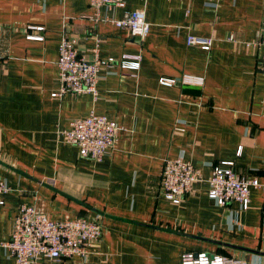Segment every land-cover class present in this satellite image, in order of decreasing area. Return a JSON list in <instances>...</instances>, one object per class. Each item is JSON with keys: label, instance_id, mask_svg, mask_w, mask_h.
<instances>
[{"label": "crops", "instance_id": "0c3cea01", "mask_svg": "<svg viewBox=\"0 0 264 264\" xmlns=\"http://www.w3.org/2000/svg\"><path fill=\"white\" fill-rule=\"evenodd\" d=\"M125 4L145 11L144 40L94 23L88 0H0V179L10 190L0 198V245L19 206L30 205L53 221L97 218L102 230L86 258L41 264H181L185 252L264 264L263 189L250 188L243 210L218 206L207 183L228 161L236 175L264 186V75L251 45L264 29V0ZM124 10L103 7L100 15L118 20ZM63 34L87 59L98 37L102 58L140 56V68L103 72L96 99L52 98ZM188 35L212 39L210 50L187 46ZM185 76L198 80L183 83ZM91 112L121 129L100 162L80 158L59 136ZM178 157L202 181L173 205L160 182L164 160ZM0 264H15L2 247Z\"/></svg>", "mask_w": 264, "mask_h": 264}, {"label": "built area", "instance_id": "2783aa9c", "mask_svg": "<svg viewBox=\"0 0 264 264\" xmlns=\"http://www.w3.org/2000/svg\"><path fill=\"white\" fill-rule=\"evenodd\" d=\"M218 4L222 0H209ZM93 11L92 21L110 22L115 27L127 30L132 37L144 40L149 33L144 10H124L125 0H88ZM123 9L122 19L112 20L100 15L102 8ZM42 31V27H28ZM28 39L42 41L41 36H29ZM101 40L95 38L91 49V58L87 59L78 53L75 40L62 35L58 47V80L59 88L51 94L52 98L64 95L88 94L98 97V82L103 72L117 66L121 70L137 71L140 68V56L123 55L119 59L102 58L99 55ZM187 46L199 47L209 51L212 39L188 35ZM260 51V72L264 75V29L258 33L257 40L251 44ZM194 77L185 76L183 83H193ZM174 80L160 79V84L172 86ZM121 129L112 120L103 115L91 112L87 117L70 122L69 128L59 133L62 141L77 148L80 158L100 162L111 151ZM241 150V149H240ZM240 153V151H239ZM233 162H221L211 170L207 183L208 198L218 206L225 207L238 203L243 210L249 206L250 188H262L257 180H246L236 175L232 169ZM202 181V175L192 164L178 157L164 160L161 176V196L173 205H180L186 195L192 192L196 183ZM9 188L0 179V198L9 192ZM0 200V205H3ZM264 216V212H263ZM102 235L101 226L96 219L79 217L64 221H53L34 206L21 205L13 219L12 231L4 248L15 264H41L42 261H62L73 257L86 258L90 248ZM181 264H249L244 261L227 259L204 252H185L181 255Z\"/></svg>", "mask_w": 264, "mask_h": 264}]
</instances>
